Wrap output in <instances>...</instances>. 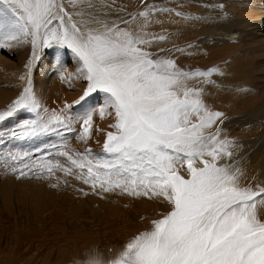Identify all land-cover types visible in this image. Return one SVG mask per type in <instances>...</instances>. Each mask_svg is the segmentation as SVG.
I'll list each match as a JSON object with an SVG mask.
<instances>
[{
	"label": "bare ground",
	"instance_id": "bare-ground-1",
	"mask_svg": "<svg viewBox=\"0 0 264 264\" xmlns=\"http://www.w3.org/2000/svg\"><path fill=\"white\" fill-rule=\"evenodd\" d=\"M6 1L13 10H16L20 14L19 16L22 20L31 22L29 25L25 23L29 31L39 26L42 29L44 28L47 32L56 21L57 15H55V13L47 17L36 14L37 6L41 5L43 0ZM49 1L52 2L51 7L55 8L54 0ZM97 1L110 4L119 2L120 4H125V6L130 3V0ZM261 1L263 0H222L219 10H215L214 12L210 11L214 8L212 4L214 1L211 0H209V3H204L203 0H190L188 4H185L184 1H180L174 8L177 15L173 16L170 14L171 9L169 13H164L165 16L160 19L162 23L157 27L158 31H160L159 33L165 36L162 37V42L184 47L190 46L189 51L183 52L180 58L178 57L177 63L183 64V66L185 65V61L193 63L192 67H189V69H187V67H182V69L184 72L191 70L194 74L185 75L181 73L178 75L179 77L176 75L177 77L173 78L175 80L178 79V81L173 87H169L168 78L158 76L159 81L155 80L154 83H159L160 86H162L161 89H169L170 95L176 97L174 100H167L166 97L162 98V101L170 104L169 106L163 105L152 109L153 107L148 108L150 105L146 104L144 105L145 111L139 110L137 116H134L128 111V108H122V104L119 103L117 99V103L115 101L113 102L117 106H112L111 110L101 109L91 111V109H89L87 114L89 117L87 119L88 121L80 125L79 132H77L79 134L76 138H72L70 133L65 129L63 130L62 125L68 122V120L66 121L70 113L68 104L72 101L71 96L67 95V90L75 91L78 88L80 89L78 85L80 77L79 74L74 71V73L72 72L73 75L67 73V76H61L57 79L54 78V80L51 81L52 85L50 86L49 94L43 100L38 101V107L34 110L36 111V117L33 120L31 119L28 125L25 124L26 126H23L22 124L23 127L21 128V122H19V120L17 121L16 118L18 110L12 109L11 106L5 107V109L0 112V161L2 159L3 163L6 162V167L8 166L10 168L9 170L5 168L7 172L10 171V173H13L10 177L4 178L3 181L5 180L4 182H8L10 188L13 189L15 183L12 181V178L13 176L15 177L16 171L18 172L17 168L18 164L21 163L20 161L24 156L26 157L27 154H30V151L27 153L28 147L32 149L31 153L33 155L31 157H33L34 161L35 156L34 167H38V169L43 162H46V156H54L55 154L52 158H55L57 161L64 158L61 156H66L69 160L66 164L64 163L65 167L68 169H70L69 167L73 168L68 171H66L67 169L65 168V173L61 174L58 167L57 173L61 174L59 175V179H45L41 183H36L38 185L36 186L41 190L40 192L50 187L64 190L79 189L85 203H82L83 205L80 207H72L73 209L72 212H70L71 216L67 220V225H65L62 218V220L58 219L61 216V214H59L61 211L56 210L55 217L57 216V219L50 218L47 219V221L45 219L46 222L44 225L37 226L36 223L44 219L39 218L42 216V213L40 206L37 205L38 202L37 204L33 202L36 205L30 209L32 216L26 215V219L29 220L28 223H30V225H27V228L32 232L31 235L30 232L24 236L22 235V226L21 228L19 227V223L16 219L14 220V225H12L10 229H7L8 231L6 230V232L2 230L4 227L0 220V264H36V261L31 255L32 251L28 247V237L30 240L35 241L34 236L37 242V248L36 251L34 249V253L37 252L39 254L45 250L53 251L54 248H57L58 253H60V264H69L70 259L74 260L76 264H113L119 262L128 264L133 261L132 254H128V257L124 258L125 254L121 251L122 254H114V252L112 253L109 249L106 250V246L109 244L112 246L115 241H118L119 245L122 244L125 249L129 250L136 244H138V247L139 243L141 244L142 241L146 243L154 236L153 234L157 233V230L160 231L162 229L161 220H149L148 213L150 208L155 206L157 209L161 210L160 212L165 218L168 217L173 213L174 208L172 210V206H175L176 199L180 196V193H182L183 188L182 181H180L177 176L178 169L174 168L176 163L172 164L169 162L170 156L168 154V157L163 152L164 150L159 152L153 150L148 141L150 147L149 153L146 154V158L142 156L140 159H134L132 162L130 161V164H124L123 166L126 169H131V176L124 175V172L117 168L119 165L122 166L121 162L116 164L119 157H115L114 154L109 157L108 154L115 153L121 148L124 141L127 139V132L131 131L135 133L139 139L144 138L139 123L155 133H159L163 136L166 135L165 140L173 136L178 137V140H180L181 134L187 132L191 133L195 140L189 141H194V143L200 145L199 149L192 152V155H194V158L201 160L202 164L206 162L211 163H208L209 170L211 171L209 175L211 174L212 176L211 179L202 175L198 177V181L193 180L194 182H191L185 191L183 190L188 206H185V208L179 212V217H181V215L186 216L193 206H197L202 210L203 203L198 202V200L194 201V197H201L204 193L202 188L208 183L209 187L214 184L216 185V189L218 187L221 192L234 194L237 190L241 189L244 184L248 183L253 175H263L264 177V137L261 140L258 139L260 140V144L256 141L259 145L257 149L259 152L253 153L250 157L246 156L242 168L231 170L230 166L228 167V179L226 181L220 182L218 178L220 176L217 175V173H220V170L224 168L223 164L229 163V157L240 155L244 145L255 143L253 140L257 139V133H261V126L257 124L259 118L255 115L261 114V117L264 116V68L263 70H259V64L264 61V43L262 44L260 41L259 36L261 37V35L257 36L254 31L257 26L262 25L261 38L264 40V12H261L263 14L260 16L257 14ZM255 3L257 4L255 5ZM165 5V8L169 7V4L166 3ZM134 25L136 27L130 26L122 31H117V33L130 36V34L132 35L137 31L148 32L152 29L149 25V21H145V24L142 21H138L135 22ZM209 26L216 28L224 27V30L226 29L225 31L227 32H232L233 28L236 29L240 27L244 35L239 38L234 37L236 39L227 36L220 44L212 46L207 45L204 46L206 47L205 49L196 47L194 45V40H196L197 36H204L210 33ZM46 32L45 35L51 34V36H45V38H59L61 42L62 40L63 42L66 41V32L61 26H56L51 29V33ZM43 33L39 32V34H41L39 36H42ZM102 34L104 35V33ZM100 38L101 36L95 39L97 45L100 44ZM102 40L109 41L106 40L105 36ZM42 42L44 44V41ZM192 42L193 44H191ZM139 44H141V42ZM110 46L111 48L115 46L113 40ZM116 46L119 47L115 49L122 48L123 45L118 43ZM246 53L247 55L255 53L257 56L255 61L244 63ZM59 67L62 72H67L63 64L58 66V69ZM7 70L8 69H5L6 72ZM194 70L196 72L203 71L205 73L197 74ZM23 72L25 73V77H27L26 70ZM37 73L42 75L43 68L38 70ZM100 73L99 70L93 69L90 74L87 75V77L95 81L94 83H90L89 89H96L104 85L105 79L103 80L101 78ZM257 74H260L262 78L261 81L255 80ZM157 75L160 74L158 73ZM9 77L21 78V76L16 75V72ZM66 77L68 81L66 84L69 86L64 84L65 81L63 80L65 79L63 78ZM61 79H63V84L58 83L60 82L58 80ZM149 79H153V77L150 75ZM19 84L20 90H25L27 88V86H25L27 81H23ZM145 85H147V83ZM248 86H251V88L246 90L245 88ZM125 88L128 91V95L130 94L129 96L132 97H129L131 100L137 99V101H139L141 92H137L138 88L136 89L135 87L136 91H132L134 87L131 83L126 84ZM171 88L172 91L170 90ZM206 88L208 90H206ZM82 91L84 90L82 89ZM21 94L26 95L29 93L25 90L22 91ZM2 100L3 98L0 97V108ZM30 100L32 101L33 99L28 98L25 102ZM150 103H154V101L151 100ZM242 111H247L246 113L251 116L252 123L248 125L238 124V127H234V131L240 129L239 132H229L224 129L221 133H215L219 131L220 120L230 117L233 113ZM111 114H115V118L113 117L111 123L108 124V118ZM238 115H240V113L236 116ZM27 118L30 119V117ZM189 128H191V131ZM212 131H214L216 136L215 139L211 137L212 143L210 145L201 138H207L209 136L208 134ZM250 137L251 139L252 137L254 138L248 141ZM130 139L131 138L128 140ZM21 140L22 144L26 147L24 150L20 148ZM71 140H73V142ZM218 140H220V142H218ZM218 145H221V148ZM205 151L206 153H204ZM210 151H213L211 158L208 156ZM102 156H106L109 160L106 159L107 161H101L100 158H102ZM111 158L113 159L111 160ZM71 161L75 163L72 165ZM0 164H2V161ZM53 164L55 165V163ZM150 164L153 165V170ZM82 165L84 169L87 170H84ZM215 165L216 167H214ZM61 166L60 168L64 169L63 163ZM61 172L63 171L61 170ZM85 172H88L87 174L89 176H87ZM3 173L6 172L3 171ZM209 175L208 177H210ZM261 183L262 182L259 180L257 185L259 189H264V185ZM118 186L123 189L130 187L126 190L128 196H130L129 202L120 203L123 213H119L115 208L108 206L107 203L109 201L105 202L101 198V195H105L103 191L105 190L106 192V189H108L107 187L113 191V188H118ZM77 190L75 192L74 190L72 191L77 194ZM118 190L120 189L118 188ZM0 191H3L6 196L8 189H6L5 186H1ZM165 192H169L170 196L165 197ZM34 199L36 200L37 198L34 197ZM239 199L237 200L239 201ZM146 200L151 203L142 209H138V207L144 205ZM37 201H39V198ZM70 201L71 200H69V202ZM188 201H190V203L194 202V204L190 205ZM240 201L242 205L238 204L239 206L235 208L232 207V210L231 208L228 210L225 206L215 213V216L219 214H221V216L212 227L213 230L210 231V237H207L209 238L210 246L208 249L209 253L205 254V258L206 256L209 257L212 255L217 257L216 254H218V250H212V239L218 240L224 235H229L231 237L229 239V246L235 242L249 240H252L253 244H256L255 248L246 251L247 259L243 261V264H251L255 260H257L259 264H264V260L261 259V256L264 255V195L252 198L249 202H245L244 199V202L242 200ZM86 202L89 204H86ZM11 209L12 207L9 208V211ZM203 212L206 219L211 223V218L214 214L210 215L208 211L206 212L204 210ZM31 219L33 220L31 221ZM57 221L63 225L55 227L54 224ZM49 224L52 225L49 226ZM187 226L193 231L190 221L187 223ZM58 229L61 231H58ZM248 232L252 233L247 235ZM49 246H51V248ZM176 247L177 249H174V255L175 257H179L182 252L181 246L178 245ZM70 249H74L73 257H69L68 255ZM29 254L30 258H28ZM187 256V262L190 264L193 262L194 264L202 263V260L199 258V250L194 247L187 250ZM178 259L180 260V258ZM151 263L155 264L153 261H151ZM206 263L209 264L208 262Z\"/></svg>",
	"mask_w": 264,
	"mask_h": 264
},
{
	"label": "rangeland",
	"instance_id": "rangeland-1",
	"mask_svg": "<svg viewBox=\"0 0 264 264\" xmlns=\"http://www.w3.org/2000/svg\"><path fill=\"white\" fill-rule=\"evenodd\" d=\"M180 1H184L185 4L190 3V0H130V3L125 6V4H120L119 2H117L116 4H110L98 2L97 0H54L53 2L55 8H52V2H50L49 0H43V3L37 6L36 14L44 17H47L52 13H55V15H57L56 21L46 32L44 28L42 29L39 26H36L34 29H31V31H29L25 23L29 25L31 22L28 20H22V18L19 16L20 14L16 10H13V8H11L7 4L6 0H0V97L3 98L1 102L2 105L0 108V112L3 111L5 107L11 106L12 109L18 110L16 118L17 121L19 120V122H21V128L28 125L31 122V119L33 120L36 117V111L34 110L38 107V101L43 100L49 94L50 86L52 85L51 81H53L54 78L57 79L61 76L65 77L67 76V73L73 75L74 71L79 74L80 79L78 81V85L81 90L79 88L75 91L67 90V95L71 96L72 101L68 104V107H70V113L68 114L66 119V121L68 120V122L62 125L63 130L65 129L68 133H70L72 138H76L79 134L77 132H79L80 125H82L83 123L85 124L88 121L87 119L89 117L87 114L89 109H91V111L101 109L111 110L112 106H117L115 103H113L114 101L116 102L117 99L119 100V103L122 104V108H128V111H130V113L134 116H137L139 110L145 111L144 105L146 104L150 105L148 108L153 107L152 109H154V107L163 105L169 106L170 104L162 101V98L166 97L167 100H174L176 99V97L174 95H170L169 89H161L162 86H160L159 83H154L155 80L159 81V77L168 78L167 81L169 83V87H173V85L178 81V79L175 80L173 77H177L181 73L185 75H194L191 70L188 72H184V70L182 69V67H187V69H189V67H192L193 63L185 61L184 66L183 64L177 63V60L180 58L181 54L185 51H189L190 46L184 47L178 46L176 44L162 42V37L165 36L159 33L160 31H158L157 29L158 25L162 23L160 19L161 17L165 16V12L169 13L171 9L170 14H172L173 16L177 15V13L174 11V8L175 5ZM203 1L204 3H209V0ZM211 1H214L212 3L214 8L210 11L214 12L215 10H219V6L222 4V0ZM166 3L169 4V7L167 8L164 7ZM256 4L257 3H255V5ZM261 12H264V0L260 2L259 9L257 10L258 16L263 14ZM138 21H142L144 24L145 21H149V25L152 28L151 31H137L132 35L130 34V36L117 33V31H122L130 26L136 27L134 23ZM56 26H61L66 32V41L63 42L62 40L63 43L59 38H45V36H51V34L45 35V32L51 33V29ZM209 30L211 32L207 35L196 37V40H194V45L196 47L205 49L206 47L204 46L220 44L227 36L229 38H239L244 35L242 34L240 27H237L236 29L233 28L232 32L225 31L226 29L224 30V27L216 28L209 26ZM254 31L256 32L257 36L261 35L262 37V25L257 26ZM39 32L43 33L44 37L43 34L42 36H39L41 35L39 34ZM102 33H104V35ZM99 36H101V40L104 39L105 36L106 40L109 41H101L99 39L100 44L98 43L99 45H97L95 39H98ZM261 37L259 36L260 41L263 44L264 40ZM112 40L115 43V46L113 48H111L110 46V44H112ZM42 41H44V44ZM140 42L141 44H139ZM118 43L120 45L122 44L123 46L122 48L115 49L116 47H119L116 46V44ZM191 44H193V42ZM256 57L257 56L255 53H251L250 55H247L246 53L244 63L255 61ZM62 64L67 70V72H65L66 74L62 72L60 67L58 69V66ZM259 67V70H263L264 61L263 63L259 64ZM41 68H43V73L42 75H39L37 72L38 70H41ZM5 69H8L7 72L5 71ZM93 69H97L99 70V72H101L100 76L103 80L105 79V83L103 86H99L96 89H89L90 83H94L95 81L91 80L89 77H87V75H89ZM24 70H26L28 78L25 77V73L23 72ZM14 72H16V75L21 76V78L9 77L14 75ZM156 72L163 76L157 75L158 73ZM194 72L197 74L205 73L203 71L196 72L195 70ZM150 75L153 77V79H149ZM63 79L58 80L60 81L58 83L63 84V81H65L64 84L68 85L66 84L68 83L67 77ZM255 80H262L260 74H257ZM23 81H27V84L25 85L27 86V88L25 90L29 94H21L22 91L25 90H20L19 83ZM130 83L134 87L132 91H136V87V89L138 88L137 92H141L139 101H137V99H130L132 97L129 96L130 94L128 95V91L125 88V85ZM146 83L147 85H145ZM250 88L251 86H248L245 89L249 90ZM82 89L84 91H82ZM159 89L160 91L162 90L163 93L162 91L160 92ZM170 90L172 91V88ZM206 90L208 89L206 88ZM28 98H32L33 100L25 102ZM151 100L154 101L155 104L150 103ZM246 112L247 111L236 112L231 114L230 117L220 120L219 131H216L215 133H221L224 129L226 131L233 132L234 127L239 126L238 124L248 125L252 123L251 116H249ZM238 113H240V115L236 116ZM255 116L259 118V122L257 124L261 126V133H257V139L253 140L255 141V143L244 145L243 151L240 155L231 156L228 158L229 163L227 162L223 164L224 168L220 170V173H217V175L220 176L218 177L220 182L226 181L228 179L227 171L229 166L231 170L242 168L244 166V159L246 156L250 157V155H252L253 153L259 152L257 151V149L259 148L258 144H260L259 141L264 137V116L261 117V114H256ZM27 117H30V119ZM113 117L115 118V114L110 115V117L108 118L110 122L108 121V124L111 123V119H113ZM7 120L11 121L10 119ZM139 125L141 126L140 130L143 132L142 135L144 138L139 139L135 133H132L131 131L127 132V139L121 146L122 149L125 146L124 149L122 150L121 148H119L115 153L113 152L111 154H108L109 157L113 154L115 157H119V159L116 161V164L118 162H121L122 166L119 165L117 168L120 171H123L124 175L126 174L131 176V169H126L125 167H123L124 164L128 165L134 159H140V157L142 156L146 158V154L149 153V142L153 150H155L156 152L164 150L163 152L167 156L168 154L170 156L169 162L172 164L176 163L174 168L178 169L177 176L179 180L182 181V193H180L179 197L176 196V204L175 206H172V210L174 208L173 213L166 218L160 212L161 210L157 209L155 206H152L150 208L148 213L149 220H161L162 229L160 231L157 230V233L153 234L154 236L151 237L146 243L142 241L141 244L139 243L138 247V244H136L133 246V248L131 247L128 250L125 249L122 244L119 245L118 241H115L116 243L114 242L112 246L111 244L107 245L106 250L109 249V251H111L112 253L114 252V254H119L122 252L123 254H125L124 258L128 257V254H132L133 261L129 262L128 264H152L151 261H153L155 264H190L187 262V250H190L191 247H194L199 250V258L202 260L201 264H207L206 262H208L209 264H243V261L247 259L246 251L251 248H255L256 246V244H253L252 240L235 242L229 246V239L231 238L229 235H224L218 240L212 239V250H218V254H216L217 257H215V255H212L209 257L206 256L205 258V254L209 253L208 249L210 246V241L207 237L210 235V231L213 230L212 227L221 216V214L215 216V213L218 210L222 209V207L226 206L228 210H230V208L232 210V207L235 208L239 205H242V202L240 200L243 201L244 199L245 202H249L252 198L264 195V189H259L257 185L259 180L262 182L261 184L264 185L263 175H253L248 183L244 184L242 188L237 190V192H235L234 194L221 192L218 187L216 189V185L214 184L209 187L208 183L204 188H202L204 192L202 196L194 197V201L198 200V202L203 203L202 210L197 206H193L192 209L186 214V216L181 215V217H179V212L183 208H185V206H188L183 190L185 191L189 187L191 182H194L193 180L198 181V177H201L202 175L210 179L212 178L211 174L209 175V173H211L208 167L209 162L202 164L201 160H199L198 158H194V155H192V152L199 149L200 145H198V143H194V141H189L195 140L191 133L187 132L181 134L180 140H178V137L176 136L165 140L166 135L163 136L159 133H155L154 131L143 127L140 123ZM189 130L191 131V128H189ZM239 131L240 129H236L234 132ZM216 134H214V131H212L208 134L209 136L207 138L201 139H204L206 143L211 145V137L212 139H215ZM129 138L131 139L128 140ZM253 138L254 137H252V139ZM252 139L250 137L248 141ZM73 140L71 141L73 142ZM256 141H258V144L256 143ZM218 142H220V140H218ZM21 144L22 140L20 141V148L24 150L26 147L24 144ZM218 146H220L221 148V145ZM28 151H30L29 153L31 155L27 154V158L25 156V158L23 157V159L20 161L21 163L18 164V172L16 171L17 175L15 174V177L13 176L12 178V181L15 183L13 189L10 188L8 182H4L5 180L3 181L4 178L10 177L11 175H13V173H10V171L7 172V170H9L10 168L8 166L6 167V162L3 163L2 159V164H0V187L5 186L6 189H8L6 196L3 191H0V218H2L0 220L2 226L4 227L2 230L6 231L7 229H10L11 226L14 225V220L16 219L19 223V227L21 228L22 226L21 233L23 236L25 234H29V232L30 235L32 234V232L27 228V225H30V223H28L29 220H27L26 217L32 216V214L30 213V209L34 205H36L37 202V205L40 206V210L42 213V216H40L39 218L44 219L41 222L36 223L37 226L44 225L47 219H57V216L55 217L56 210L61 211L59 212L61 216L58 219H63L65 225H67V220L71 216L70 212H72L73 209L72 207H80L83 205L82 203H84L79 189H76L78 192H76L77 194H75L72 191L74 190L75 192V189L64 190L50 187L40 192L41 190L37 188L38 185L36 183H41L45 179H59V175H61L62 173L64 174L66 169V171H68L73 168L69 167L70 169H68L67 167H65L64 163L66 164V162H68L69 160L66 156H61L64 158H61L60 161L58 160L59 162L55 158H52L55 156V154L54 156H46L47 163L43 162L38 169V167H34L35 156L33 161V157H31L33 155L31 153L32 149L28 147L27 153ZM204 153H206V151ZM212 153L213 151H210L208 153V156H210V158L212 157ZM29 157H31L32 159ZM106 159V156H102V158H100L101 161L109 160ZM112 159L113 158H111V160ZM60 162L61 165L63 163L64 169H61L62 166L60 165ZM71 162L72 165L75 163L74 161ZM53 163H55V165ZM43 165H45L46 167ZM150 167L152 169L153 165L150 164ZM214 167H216V165ZM5 168L8 169L6 170ZM57 168L59 169V172L61 174L57 173ZM82 168L84 169L83 165ZM61 170L63 172H61ZM3 171H5L6 173H3ZM85 173L87 176H89L87 174L88 172ZM207 174L210 177H208ZM101 177L104 178L103 176ZM120 186H118L120 190H118L117 187H114L115 189L113 188V191L112 189H109V187H107L108 189H106V192L105 190L103 191L105 195H101V198L105 202L109 201L107 203L108 206H111V208H115V210H117L119 213H123V209L121 210L120 203L129 202L130 196H128L126 190H128L130 187H126L125 189H123ZM66 192L71 193L72 196L71 194H67ZM164 195L165 197L170 196L169 192H165ZM34 197L37 199L35 200ZM38 198L39 201H37ZM237 199H239V201ZM69 200H71L73 203L71 201L69 202ZM33 202H35L36 204ZM188 202L190 203V201ZM150 203L151 202L146 200L144 205L142 207H138V209H142ZM86 204L89 203L86 202ZM191 204H194V202L190 203V205ZM204 204L206 205V207ZM11 207L14 211L12 209L9 211V208ZM203 210L206 212L208 211L210 215L214 214L212 216L215 218H211V223H209V221L206 219ZM62 214L65 215L63 216ZM32 220L33 219H31V221ZM189 221L192 224L193 231H191L189 226H187V223ZM208 223L211 225H209ZM55 224V227H60L63 225L61 223H58V221L55 222ZM50 225L52 224H49V226ZM58 231L61 230L58 229ZM251 233L248 232L247 235ZM34 238L35 241L30 240L28 237V247L32 251L31 255L33 256L32 258L36 261V264H60V253H58L57 248H54L53 251L45 250L39 254L37 252L34 253V249L36 251L37 248L36 237L34 236ZM178 245L181 246L182 250L181 255L179 257L177 256L178 258H180V260L174 255L175 250L177 249L176 246ZM49 247L51 248V246ZM68 255L69 257H73L74 249H70L68 251ZM28 258H30V254L28 255ZM261 259L264 260V255L261 256ZM69 264H76V262L70 259ZM113 264L125 263L119 262ZM192 264H194V262ZM251 264L259 263L257 260H255Z\"/></svg>",
	"mask_w": 264,
	"mask_h": 264
}]
</instances>
